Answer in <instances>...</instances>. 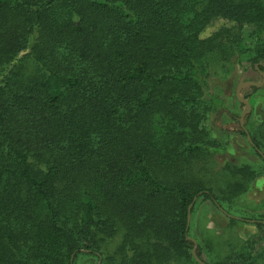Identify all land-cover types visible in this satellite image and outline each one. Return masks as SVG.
I'll list each match as a JSON object with an SVG mask.
<instances>
[{"label":"trees","instance_id":"16d2710c","mask_svg":"<svg viewBox=\"0 0 264 264\" xmlns=\"http://www.w3.org/2000/svg\"><path fill=\"white\" fill-rule=\"evenodd\" d=\"M218 19L235 25L204 36ZM244 61L264 70V0H0V264H264V211L238 202L264 122L242 126L258 160L191 167L225 145L210 67ZM195 198L257 233L206 254Z\"/></svg>","mask_w":264,"mask_h":264},{"label":"rangeland","instance_id":"374dc122","mask_svg":"<svg viewBox=\"0 0 264 264\" xmlns=\"http://www.w3.org/2000/svg\"><path fill=\"white\" fill-rule=\"evenodd\" d=\"M224 25L232 26L235 24L225 19H218L207 28L203 35L208 36ZM235 29L242 36L244 43L248 47L254 46L252 28L250 26L240 25ZM261 64L264 65V62H261ZM227 65L229 71H226L220 65L210 67L207 78L208 97L213 99L214 102L213 110L208 115L207 120H205V124L212 136L225 141V145L220 150L218 149L219 151L214 152L213 158L205 157L198 161L194 160L196 163L191 165V167L193 166L194 170L200 168L201 174L212 171V161L215 159L219 162L229 159L234 163H241L246 158L253 161L258 160L252 147L248 144L247 135H250V133L246 127L248 134L242 133L240 118L246 108V103L238 97L237 92L241 86L239 90L240 96L250 103V109L242 117L244 125L247 123V118L250 123L256 126L257 124H262L264 122V83L262 75L264 70L253 68L246 61L236 65L229 63ZM250 82L261 84L259 90L254 91L249 84ZM203 167L204 170H202ZM188 173L190 174L191 172ZM238 202L244 203L243 205H247L250 209L259 208L260 212H262L261 210L264 211V175L253 181ZM195 203H197L196 209L194 214L191 215L194 235L196 237L199 236L200 228H202L205 229V233H211L207 237H212L208 241L210 247H206V254H209L212 248L215 249L213 255L216 253V250H218L217 242H220L221 249L218 251L220 253L229 249V243L231 244L232 241H235V236L244 240L258 231L257 226L253 222H236L234 227H231L226 214L219 210L210 200H198L197 198ZM251 213L253 212L251 211ZM234 218L239 219L241 217L234 216ZM119 240L120 237L118 236L110 243V252L115 249ZM262 246H264V243H261ZM101 261L102 258L100 257L97 264H101ZM76 264H95V260L88 256H82L78 258Z\"/></svg>","mask_w":264,"mask_h":264},{"label":"water","instance_id":"95a60500","mask_svg":"<svg viewBox=\"0 0 264 264\" xmlns=\"http://www.w3.org/2000/svg\"><path fill=\"white\" fill-rule=\"evenodd\" d=\"M256 67H258V65H256ZM262 75H263V83H264V72H262ZM263 83H262V84H263ZM249 84H250V85H257V86H260V85H261V84L256 83V82H250ZM240 88H241V86H240ZM240 88H239V90H240ZM239 90H238V92H237L238 97H239L240 99H242V100L246 103V108H245V110L243 111V114H242V117H243V115H245V113H247L248 110L250 109V103H249L247 100L243 99V98L240 96ZM242 117L240 118V123H241V126H244L243 118H242ZM245 131H246V133L248 134L246 128H245ZM247 138H248L249 142H250L252 145H254L253 142H252V140H251V136H250L249 134L247 135ZM196 199H197V198L194 199V202L191 203V204L189 205V208H188V226H189L190 221H191V209H192V206L194 205ZM192 240L195 242V245H194V248H193V255H194V257H195V259H196L197 261L201 262V260L198 258L197 254H196V251H195L196 246H197V242H196L194 239H192Z\"/></svg>","mask_w":264,"mask_h":264}]
</instances>
